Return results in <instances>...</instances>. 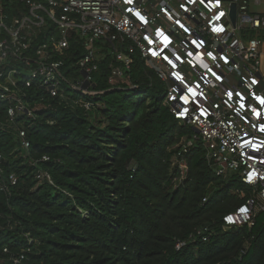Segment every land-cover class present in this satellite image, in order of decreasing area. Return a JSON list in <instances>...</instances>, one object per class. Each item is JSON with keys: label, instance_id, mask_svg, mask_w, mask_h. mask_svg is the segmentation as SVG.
Segmentation results:
<instances>
[{"label": "trees", "instance_id": "obj_1", "mask_svg": "<svg viewBox=\"0 0 264 264\" xmlns=\"http://www.w3.org/2000/svg\"><path fill=\"white\" fill-rule=\"evenodd\" d=\"M108 61L96 82L104 93L93 99L102 105L95 112L70 111L29 90L30 107L47 109L16 121L26 127L30 157L50 158L38 168L51 183L38 184L16 135L0 131V181L17 178L10 198L0 192V264L21 253V264H264L263 214L252 228L222 224L251 189L237 173L217 177L201 143L177 156L181 140L195 132L164 107L153 70L136 55L124 79L109 85ZM173 159L186 165L176 188ZM204 228L206 242L196 237ZM178 242L185 243L179 250Z\"/></svg>", "mask_w": 264, "mask_h": 264}, {"label": "built area", "instance_id": "obj_2", "mask_svg": "<svg viewBox=\"0 0 264 264\" xmlns=\"http://www.w3.org/2000/svg\"><path fill=\"white\" fill-rule=\"evenodd\" d=\"M263 38L264 0H0V131L16 135L38 184L51 183L38 168L50 158L30 157L26 127L16 121L47 109L30 107L29 90L92 113L102 107L93 102L104 93L96 89L102 64L109 60L111 85L124 79L137 55L164 86L163 105L173 119L195 132L177 156L201 143L217 177L237 173L251 189L223 216V228H252L255 216L264 215ZM16 183L8 174L0 192L10 198ZM196 237L206 242L208 229ZM10 260L21 264L24 254Z\"/></svg>", "mask_w": 264, "mask_h": 264}, {"label": "rangeland", "instance_id": "obj_3", "mask_svg": "<svg viewBox=\"0 0 264 264\" xmlns=\"http://www.w3.org/2000/svg\"><path fill=\"white\" fill-rule=\"evenodd\" d=\"M183 140H181L179 145L182 144ZM179 145L172 147L171 150L176 149ZM178 163L179 162L176 159H173V166L172 167L176 168V172L171 173L170 185L172 186V188H176L177 186H179L180 182L182 181V179L184 178V176L186 174L185 166L183 165V166L179 167V166H177Z\"/></svg>", "mask_w": 264, "mask_h": 264}, {"label": "crops", "instance_id": "obj_4", "mask_svg": "<svg viewBox=\"0 0 264 264\" xmlns=\"http://www.w3.org/2000/svg\"><path fill=\"white\" fill-rule=\"evenodd\" d=\"M261 50H262V64H261V70H260V78H261L262 87L264 88V42H263Z\"/></svg>", "mask_w": 264, "mask_h": 264}, {"label": "water", "instance_id": "obj_5", "mask_svg": "<svg viewBox=\"0 0 264 264\" xmlns=\"http://www.w3.org/2000/svg\"><path fill=\"white\" fill-rule=\"evenodd\" d=\"M232 262H234V260Z\"/></svg>", "mask_w": 264, "mask_h": 264}]
</instances>
